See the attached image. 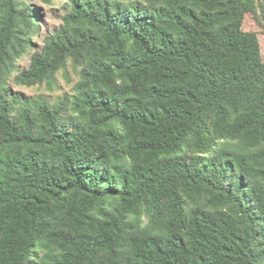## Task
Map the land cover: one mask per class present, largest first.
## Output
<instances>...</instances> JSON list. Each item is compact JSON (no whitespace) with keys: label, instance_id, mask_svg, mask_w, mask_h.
<instances>
[{"label":"trees","instance_id":"trees-1","mask_svg":"<svg viewBox=\"0 0 264 264\" xmlns=\"http://www.w3.org/2000/svg\"><path fill=\"white\" fill-rule=\"evenodd\" d=\"M33 1L0 0V264H264V0H69L41 47Z\"/></svg>","mask_w":264,"mask_h":264},{"label":"rangeland","instance_id":"rangeland-1","mask_svg":"<svg viewBox=\"0 0 264 264\" xmlns=\"http://www.w3.org/2000/svg\"><path fill=\"white\" fill-rule=\"evenodd\" d=\"M33 4L36 7L37 12L41 15V20L39 21L40 33L35 39L36 45L41 47L42 39L45 36L52 34L56 31L62 24V16L69 10V0H54L51 5H43L37 1H33ZM34 52H31L29 56L24 57L18 62L19 70H26L30 63V56ZM70 81H66L63 78L62 73L60 72L57 76L58 78V88L55 90H47L44 86L42 87H25L15 84L14 77L12 75L9 86L13 92H19L24 97H34L37 95H45L51 97L53 100L55 97L62 94H70L74 84L78 81V77L72 72V69L68 68Z\"/></svg>","mask_w":264,"mask_h":264}]
</instances>
